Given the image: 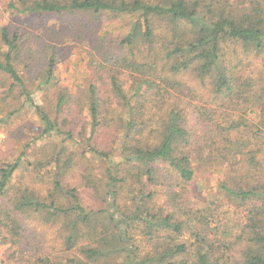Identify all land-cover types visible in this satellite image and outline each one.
<instances>
[{"label":"trees","instance_id":"obj_1","mask_svg":"<svg viewBox=\"0 0 264 264\" xmlns=\"http://www.w3.org/2000/svg\"><path fill=\"white\" fill-rule=\"evenodd\" d=\"M4 7L19 23L0 27V75L39 119L36 140L61 137L44 195L11 185L29 144L0 167L5 242L20 246L28 219L58 225L60 251L76 252L55 264H264V0ZM54 17H65L64 27L45 25ZM37 18L43 35L23 31ZM105 22L119 26L116 36L101 32ZM45 37L55 44L40 47L37 89L52 86L65 56L57 44L85 46L90 70L79 95L55 87L50 109L33 100L23 73ZM205 172L222 174L206 205ZM80 190L102 208L85 206ZM222 207L237 227L218 215Z\"/></svg>","mask_w":264,"mask_h":264},{"label":"rangeland","instance_id":"obj_2","mask_svg":"<svg viewBox=\"0 0 264 264\" xmlns=\"http://www.w3.org/2000/svg\"><path fill=\"white\" fill-rule=\"evenodd\" d=\"M65 20V17L50 18L46 19L45 25L53 29H60L61 26L64 27ZM10 23L16 25L19 22L14 21L9 16L8 11L4 7V0H0V27L11 25ZM39 25L43 26L42 18H37L30 25H24L23 31L28 34L41 36L43 31ZM31 26H35V28ZM99 27H101V32H110L113 36L114 34L116 36L120 30L117 29L119 26L106 22L101 23ZM52 41L50 38L45 37L44 42L35 46L38 51L35 52L30 62L25 60L28 68L23 71L26 80L25 84L29 88V92L32 93L33 100L46 109H50L47 97L50 96L52 98L53 93L58 91L55 90V87H65L67 91H72V94L79 95L85 90L88 77L90 76V70L87 69L88 58L85 55L87 53L85 46L71 43L57 44L63 49L65 56L54 70L52 86L46 90L37 89L38 83L41 81L43 72L46 69L45 54L40 47L44 43L46 45L55 44ZM9 86L10 80L0 75V167L11 163L24 150L25 145L29 144L30 146L25 151V156L21 158L19 168L14 173L11 185H28L33 190L39 191L44 195V189L53 178V170L55 168L53 163H46L53 154L51 152L53 145L60 141L61 137L52 136L36 140L42 130L41 123L29 103L25 102L17 90L10 92ZM41 151L45 155H42ZM44 156H46V159L48 158L46 162L43 161ZM39 162H42L45 166L39 169L37 167ZM75 169L80 171L79 166ZM221 175L220 172H205L198 175V182L201 183L198 186L202 187L201 190L199 189L198 195H201V198L203 196L205 205L211 200L210 193L216 186L217 180L221 178ZM75 183L78 182L76 181ZM80 194L82 203L85 206L90 205V207L102 208V204H98L99 199L95 194L88 195L85 190H80ZM225 212L226 208L224 207L220 208L218 212V215L221 214L222 219H225V223L226 221L232 222V220H236V214L234 215L230 211L228 214ZM232 225L237 227L238 224L232 222ZM58 228V225L51 223L25 219L23 221L20 246H13L9 242H5V238L0 232V264H45V261H48L47 264H55V261L62 259L59 257H63V254L76 255L74 250L66 253L60 251L61 249L64 251V249L60 245L62 237Z\"/></svg>","mask_w":264,"mask_h":264}]
</instances>
